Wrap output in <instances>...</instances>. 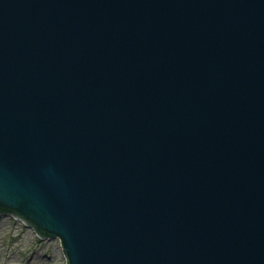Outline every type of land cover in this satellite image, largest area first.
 Instances as JSON below:
<instances>
[{"label": "water", "instance_id": "water-1", "mask_svg": "<svg viewBox=\"0 0 264 264\" xmlns=\"http://www.w3.org/2000/svg\"><path fill=\"white\" fill-rule=\"evenodd\" d=\"M0 214L66 264H264V0H0Z\"/></svg>", "mask_w": 264, "mask_h": 264}, {"label": "rangeland", "instance_id": "rangeland-1", "mask_svg": "<svg viewBox=\"0 0 264 264\" xmlns=\"http://www.w3.org/2000/svg\"><path fill=\"white\" fill-rule=\"evenodd\" d=\"M0 264H66L57 239H39L33 229L0 214Z\"/></svg>", "mask_w": 264, "mask_h": 264}]
</instances>
